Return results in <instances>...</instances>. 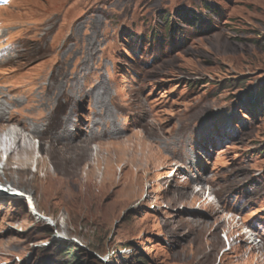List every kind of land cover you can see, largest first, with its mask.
I'll list each match as a JSON object with an SVG mask.
<instances>
[{
  "label": "rangeland",
  "instance_id": "1",
  "mask_svg": "<svg viewBox=\"0 0 264 264\" xmlns=\"http://www.w3.org/2000/svg\"><path fill=\"white\" fill-rule=\"evenodd\" d=\"M3 49L0 264H264V0H11Z\"/></svg>",
  "mask_w": 264,
  "mask_h": 264
},
{
  "label": "bare ground",
  "instance_id": "2",
  "mask_svg": "<svg viewBox=\"0 0 264 264\" xmlns=\"http://www.w3.org/2000/svg\"><path fill=\"white\" fill-rule=\"evenodd\" d=\"M10 58V57H9ZM4 60V59H3ZM6 60V59H5ZM43 109V108H42ZM2 111L3 110H0V118H1V116H2ZM5 112V111H4ZM41 113H42V110L40 111ZM39 112V114L38 115H41V113ZM65 117V116H64ZM13 121V120H12ZM17 123V122H16ZM12 132L13 133H9L7 136H9L10 137V135H12V136H14V139L15 140H18L17 141V143L18 142H20L21 141V132H23L22 130L24 129V130H26V131H28L30 128L27 126V125H25V124H23L22 123V127L20 128H17L15 125H13L12 124ZM32 130V129H31ZM30 130V131H31ZM67 130H68V128H67ZM3 132V131H2ZM7 132H9V131H7ZM32 132L33 133H35L36 131H35V129L34 130H32ZM68 134V133H67ZM25 135V134H24ZM11 136V137H12ZM26 136V135H25ZM24 136V137H25ZM28 137V136H27ZM5 138V137H4ZM4 138L3 139H0V141H1V143L0 144H7L6 143V141H3L4 140ZM62 138V137H61ZM64 138V137H63ZM8 139V138H7ZM10 140V139H9ZM28 140H30V138L28 139ZM39 143L40 142H45V140H37ZM117 142V141H116ZM8 143H9V141H8ZM30 145H28V147H29ZM67 145H65L64 146V148L66 147ZM40 148V147H39ZM63 148V147H62ZM19 152H21V154H23L24 152L25 153H27V155L29 156V157H31V155L33 154V151H32V149H30V148H25V149H21ZM79 152V151H78ZM86 153V151H84V152H80V155H77L76 157H77V159L73 162V159H70V157L69 158H67V157H60V159L61 160H64V161H62V162H64V163H73L74 165H75V167H80V165L83 163V159L85 158V157H83V155ZM13 154L11 153L10 154V156H12ZM47 157L49 158V160L51 161V163L53 164V162H55V159L54 158H56L57 157V152H55L54 150H52V149H50L48 152H47ZM65 160H66V162H65ZM20 162H22V161H20ZM66 163V164H67ZM21 164V163H20ZM19 164V165H20ZM23 165V164H22ZM10 171V170H9ZM10 172H12V171H10ZM27 172H28V169L27 168H25V167H23V168H18L14 173H16L17 174V177L20 179L21 178V176L23 175H26L27 174ZM13 173V172H12ZM16 180H17V178H16ZM14 184V186H17V187H21L20 186V183L19 182H14L13 180H11ZM18 190V189H17ZM16 190V191H17ZM19 191V190H18ZM3 192H6V194H11L13 191L10 189V188H8V189H6V185H5V183H0V195H2V193ZM13 196H15V197H17V194H15V195H13Z\"/></svg>",
  "mask_w": 264,
  "mask_h": 264
},
{
  "label": "trees",
  "instance_id": "3",
  "mask_svg": "<svg viewBox=\"0 0 264 264\" xmlns=\"http://www.w3.org/2000/svg\"><path fill=\"white\" fill-rule=\"evenodd\" d=\"M167 21V20H166ZM166 21H165V23H166ZM172 25V23L171 22H169L165 27H164V31H165V33H166V31L168 30V28L170 27ZM72 259V261L70 262V263H72V262H77L78 261V259L76 258V257H73V258H71Z\"/></svg>",
  "mask_w": 264,
  "mask_h": 264
}]
</instances>
